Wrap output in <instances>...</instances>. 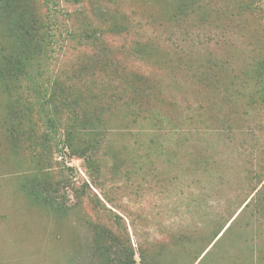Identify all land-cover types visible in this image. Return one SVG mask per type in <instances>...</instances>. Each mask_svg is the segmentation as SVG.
Masks as SVG:
<instances>
[{
  "label": "rangeland",
  "instance_id": "rangeland-1",
  "mask_svg": "<svg viewBox=\"0 0 264 264\" xmlns=\"http://www.w3.org/2000/svg\"><path fill=\"white\" fill-rule=\"evenodd\" d=\"M0 264H264V0H0Z\"/></svg>",
  "mask_w": 264,
  "mask_h": 264
},
{
  "label": "trees",
  "instance_id": "trees-1",
  "mask_svg": "<svg viewBox=\"0 0 264 264\" xmlns=\"http://www.w3.org/2000/svg\"><path fill=\"white\" fill-rule=\"evenodd\" d=\"M49 50H52L53 51L52 48H50ZM64 141H65V143H66L67 146H69L71 148H73V146H74V149H76V150H78V148H81V147L83 148L84 147L82 145H80L78 147H75V140H74V137H73L72 134H68V136H66V138H65Z\"/></svg>",
  "mask_w": 264,
  "mask_h": 264
}]
</instances>
